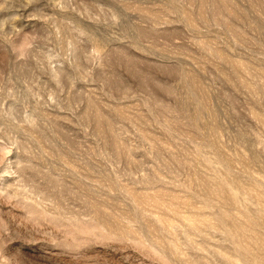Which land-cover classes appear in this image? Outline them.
<instances>
[{
  "label": "rangeland",
  "instance_id": "obj_1",
  "mask_svg": "<svg viewBox=\"0 0 264 264\" xmlns=\"http://www.w3.org/2000/svg\"><path fill=\"white\" fill-rule=\"evenodd\" d=\"M0 264H264V0H0Z\"/></svg>",
  "mask_w": 264,
  "mask_h": 264
}]
</instances>
